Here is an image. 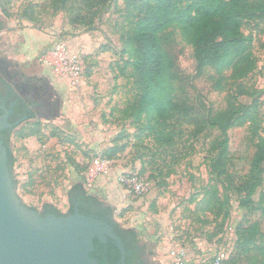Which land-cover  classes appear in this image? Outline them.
Returning a JSON list of instances; mask_svg holds the SVG:
<instances>
[{
    "label": "rangeland",
    "instance_id": "rangeland-1",
    "mask_svg": "<svg viewBox=\"0 0 264 264\" xmlns=\"http://www.w3.org/2000/svg\"><path fill=\"white\" fill-rule=\"evenodd\" d=\"M79 6L74 0L66 6L57 0H0L4 27L0 66L2 62L8 66L2 72L21 95L42 105L34 118L10 134L20 197L38 210L50 204L66 213L72 188L84 181L87 190L113 208L123 229L138 234L154 264H175L172 250L178 249L185 251L184 264H208L218 255L249 264L257 252H240L236 229L258 220L264 231V217L259 210L241 208L235 197L228 217L203 213L199 201L205 187L221 184L208 169L203 139L189 136L185 130L191 126L183 124L178 128L184 132L178 130L174 145L168 147L148 131L140 137V126L120 112L129 97L127 78H116L129 47L122 1L108 3L96 13L80 11ZM78 15L85 21L75 22ZM62 39L79 54L78 78L57 76L43 61ZM164 43L185 87L186 104L201 114L211 103L221 106L223 95L208 91L205 80L195 76L193 48L176 28L164 36ZM254 53L259 68L248 83L264 90V48L258 40ZM260 102L264 136V94ZM229 140L231 170L246 173L255 151L252 128L249 124L231 128ZM97 154L110 157V163L89 174ZM122 175L148 180V190L135 194L120 182ZM262 194L264 180L254 195L256 202L263 200Z\"/></svg>",
    "mask_w": 264,
    "mask_h": 264
},
{
    "label": "trees",
    "instance_id": "trees-1",
    "mask_svg": "<svg viewBox=\"0 0 264 264\" xmlns=\"http://www.w3.org/2000/svg\"><path fill=\"white\" fill-rule=\"evenodd\" d=\"M57 1L64 6L70 3V0ZM115 1H122L124 5L129 37V47L123 51L128 57L122 58L116 76L128 80L129 97L120 110L123 118L140 126V137L148 131V136L168 147L174 145L178 130L184 132L179 126H191L185 131L189 136L203 139L208 169L221 183H209L205 187L199 201L203 213L211 211L216 217L221 214L228 217L231 200L235 197L241 208L259 210L264 217V204L261 206L264 194L263 200L256 202L254 199L264 180V136L260 132V99L264 90L248 83L259 68L254 42L258 40L264 48V41L261 42L264 0H74V3L78 2L80 11L96 13ZM74 21L84 22L85 18L78 15ZM89 22H93L92 16ZM245 27H249L248 31ZM172 28H176L193 48L195 76L205 80L208 91L223 95L221 106L215 107L211 103L201 114L194 105L186 104L185 87L164 43V36ZM246 124L250 125L256 138L254 155L246 173L233 172L229 130ZM2 134L6 135L9 144L13 168L16 158L11 148V136ZM96 157L102 156L97 154ZM75 190L80 200L89 206L86 214H92L91 210L96 209L99 212L103 207L123 237L132 235L140 241L135 231L123 229L116 222L113 208L87 190L84 181L74 185L70 199ZM236 232L243 255L257 252L249 264H264L261 222L257 220L246 227H238ZM223 264L235 262L224 259Z\"/></svg>",
    "mask_w": 264,
    "mask_h": 264
},
{
    "label": "water",
    "instance_id": "water-1",
    "mask_svg": "<svg viewBox=\"0 0 264 264\" xmlns=\"http://www.w3.org/2000/svg\"><path fill=\"white\" fill-rule=\"evenodd\" d=\"M20 123L0 116V264H102L91 256L94 240L124 244L111 221L79 211L50 213L27 205L13 176L10 148L1 131Z\"/></svg>",
    "mask_w": 264,
    "mask_h": 264
},
{
    "label": "flooded vegetation",
    "instance_id": "flooded-vegetation-1",
    "mask_svg": "<svg viewBox=\"0 0 264 264\" xmlns=\"http://www.w3.org/2000/svg\"><path fill=\"white\" fill-rule=\"evenodd\" d=\"M3 29V22L0 18V33ZM37 107L42 108L40 102H34L29 96L21 95L17 90L15 82L0 71V116L7 114L10 123L20 120L19 124H21L35 117ZM14 128H6L1 131V134L2 132L11 134ZM2 135L6 137L5 134ZM88 207L86 202L80 200L78 191L75 190L71 195L70 207L66 213L79 211L86 214L85 212L89 211ZM96 210H91L92 214L89 215L109 220L106 210L103 207L98 210L99 212H96ZM40 211L43 215L56 213L50 204H45ZM114 231L119 235L124 244L125 254L122 253L113 238L106 236L105 241H101L98 238L94 240V251L91 253L93 258L102 264H154L150 260L145 246L140 241H137L134 236L126 235L123 237L115 227ZM96 240L98 243H95Z\"/></svg>",
    "mask_w": 264,
    "mask_h": 264
},
{
    "label": "built area",
    "instance_id": "built-area-1",
    "mask_svg": "<svg viewBox=\"0 0 264 264\" xmlns=\"http://www.w3.org/2000/svg\"><path fill=\"white\" fill-rule=\"evenodd\" d=\"M43 61L54 70L57 76L63 75L66 77L78 78L81 75V62L79 54L71 51L69 43L65 39L59 40L52 48L49 55L43 57ZM109 163L110 161L108 159L96 157L93 160L92 167L88 170V173L93 175L97 174L99 172L100 165H108ZM119 180L122 184L130 186L133 192L138 195L145 193L150 185L149 181L130 175H122ZM172 254L176 258L175 264H184L185 251L183 249L172 250ZM223 260L224 257L222 255H218L208 264H223Z\"/></svg>",
    "mask_w": 264,
    "mask_h": 264
},
{
    "label": "crops",
    "instance_id": "crops-1",
    "mask_svg": "<svg viewBox=\"0 0 264 264\" xmlns=\"http://www.w3.org/2000/svg\"><path fill=\"white\" fill-rule=\"evenodd\" d=\"M2 66H0V71L2 72L3 70L4 71H8V66L6 65V64H4L3 62H2V64H1ZM28 72V71H27ZM29 72H31V69H29ZM10 74H11V72H10ZM47 78V77H46ZM48 81V80H47ZM47 81L46 80H44V84L46 83V84H48L47 83ZM13 139H12V136H11V148H12V150H13ZM14 152V151H13Z\"/></svg>",
    "mask_w": 264,
    "mask_h": 264
}]
</instances>
